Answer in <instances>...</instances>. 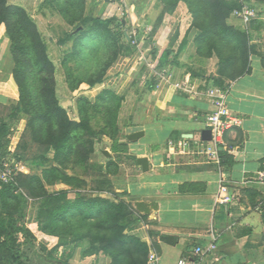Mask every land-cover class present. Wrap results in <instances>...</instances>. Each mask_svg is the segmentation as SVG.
<instances>
[{"label":"crops","instance_id":"crops-1","mask_svg":"<svg viewBox=\"0 0 264 264\" xmlns=\"http://www.w3.org/2000/svg\"><path fill=\"white\" fill-rule=\"evenodd\" d=\"M43 1L36 0V8L34 0L15 4L37 18L42 17L36 13ZM99 1L102 4L104 0ZM123 1L125 10L130 12ZM117 3H108L105 14H117L118 6L122 7ZM155 4L156 0H147L148 8L142 11L144 20L139 22L154 29L153 41L146 43L151 49L150 65L162 67V80L150 88L153 104L147 110L145 126L130 132L145 131L143 137L127 143V153L135 156V163L127 153L118 152L121 156L112 159L118 170L109 177L119 190L125 191L122 197L133 204L135 216L148 221L139 220L132 233L147 241L149 255L156 251L157 264H177L192 247L210 241L217 244V249L207 257L208 264H254L249 246L256 235L264 232V183L257 180L258 173L264 171V0H251L258 16L249 25L233 15L230 18L232 24L247 30L256 52L250 57V72L224 83L228 90L226 107L241 124L227 129L218 142L201 139L202 130L209 128L206 120L216 109L209 91L218 86L209 73H197L191 67L197 59V32L187 27L176 42H181L178 49L175 45L168 48L165 32H169V39L176 37L168 25L171 16L165 14L157 27L161 6ZM173 25L176 32L179 22ZM7 45L8 39L0 31V105L19 100ZM152 47L157 49L154 57ZM166 49L172 50L171 63L162 64L160 59ZM124 65L117 62L111 71L119 72ZM139 68L136 62L135 70ZM132 70L127 78L134 76ZM123 88L119 87L117 92L121 93ZM138 157H148V171L137 163ZM223 184L233 196L231 203L217 202ZM136 201H155L158 207L145 214L137 210ZM155 242L159 243L161 253Z\"/></svg>","mask_w":264,"mask_h":264},{"label":"rangeland","instance_id":"rangeland-1","mask_svg":"<svg viewBox=\"0 0 264 264\" xmlns=\"http://www.w3.org/2000/svg\"><path fill=\"white\" fill-rule=\"evenodd\" d=\"M8 1L11 4L24 3V0ZM34 2L33 7L36 8L39 3L37 4L36 0ZM99 2V0H85V3L82 0H55L54 5L41 4L40 10L36 14L41 13L42 17L35 18L37 32L33 28L27 27L22 17H18L22 28L26 26L24 30L33 43L31 48L36 51H31V58L18 62L16 65V69L21 74L18 75L19 80L22 78L23 83L18 86L14 75L13 78L17 86L18 98L25 97L27 101L24 106L26 105L25 107L29 109V113L36 114L39 112L38 115L40 116L43 112L41 101L44 102L46 97L50 99L53 97L55 100L52 99L53 101H51L52 109H56L55 104L58 101L65 110L63 116H68V118L76 121L87 118L91 125V131L94 133L87 130L86 132L85 130L78 132L81 140L94 137V152L89 156L90 159L85 163L82 160L74 162V170L64 169L68 174L81 178V180L76 181L81 182L83 180V183L81 185L76 183L70 185L62 181H57L52 185L45 183L47 192L66 191L69 198L74 199L80 191L82 194L86 193L92 197H107L118 202L119 197L116 195L122 196L125 191L119 190L109 177L110 173L118 170L115 162L110 160L115 159V157L119 158L121 156L119 153L126 155L128 152L127 143L130 144L128 134L138 127L145 126L144 120L147 110L152 109L153 104L152 99L149 98L150 85H155L162 80L159 73L162 71V67L150 65L152 63L149 56L151 49L146 40L153 41L154 29H150L148 23L144 25L141 21L139 22V20H144L142 19V11L148 8L147 0H125L130 12L125 10L124 1L119 0L117 4H121L122 7L117 5V14L114 13L109 16L105 14V8L110 2L106 0L102 1V4ZM155 5L161 6V14L156 21L157 27L163 23L161 20L165 14L168 13L171 16L168 25L173 29L171 34L176 37L169 39V32H165L164 36L168 48L175 45V50L178 49L177 47L180 46L181 42H176L179 41L180 33L185 32L189 26L195 29L197 33L199 28L205 32L207 23L204 21V16L199 20L195 19L186 1L156 0ZM136 11H139V14L135 13ZM83 17H101L102 19L116 17V22L106 27L95 20L85 22ZM123 20L126 21L124 24L122 23ZM177 21L179 25L175 32L176 26L173 24H176ZM79 26H83L80 36L67 39V34ZM244 30L247 32L246 29ZM0 31L8 39L7 46L9 49L12 45L10 33L6 30L5 25L0 27ZM126 32L134 37L132 42H129L125 37ZM39 40L44 42L45 49L40 45ZM194 44L197 52L196 38ZM214 45V40L208 38L203 43L205 49L203 54L199 55L197 52V59H194L191 67H194V72L209 73L210 77L219 76L224 81H229L235 75V69H242L244 63L240 61L238 65L234 64L230 69L227 60L229 49L223 47V53L217 50L218 46L215 45L214 48ZM35 61L39 64H33ZM117 62L125 65L121 66L119 72H112L111 67ZM136 62L140 64L138 71L135 70ZM131 70L134 76L127 78L126 76ZM98 78H101L103 82L92 86V82ZM134 78L135 80H132ZM123 81H125L124 84ZM122 84L124 86L123 91L118 93L117 90L119 87H123ZM105 88L124 96V100L121 102L122 106L117 114V124L120 130L115 137L103 133L105 127L111 129V113L116 108V102H113L112 99L102 100L98 98V95ZM13 106L12 104L0 105V118L7 117L14 110ZM27 119L28 117L25 116L16 125L17 127H12L15 128V133L10 145L14 153L11 163L19 168V175L24 173L43 176L45 167L58 164L53 158L54 151L51 148V151L46 153L48 159L44 158L47 146L37 142L32 131H27ZM38 121L40 122V119ZM55 121H53L54 125ZM46 125H44L45 131H52L51 134L55 130H60V127L52 128L51 124ZM197 136L199 135L197 134ZM80 148L83 149L84 147ZM105 149L113 154L112 158H108L103 153ZM8 152L12 153L11 151ZM126 156L133 160L135 157L128 153ZM173 156L177 155L174 154ZM74 158L76 156L72 157V159ZM133 162L135 163V160ZM34 185L40 186L38 183ZM32 186V181H27L26 187L16 190L15 196H11L8 202H1L0 199V213H4L6 218L11 215L14 218L17 230L15 236L22 251L20 264H37L33 251L35 255L53 253L56 258L69 264H109V256L104 252L98 255H83V249H87L90 243L88 239L81 240V247L76 251L68 244L60 245L57 252L53 251L57 245L61 244L59 238L42 232L39 223V213L41 205L45 202L44 194L46 195V193H40V190H34ZM119 210L124 212V206L121 205ZM130 220L135 222V226L128 229V233H132L133 229L140 224L139 220L144 219L135 216V221L133 218ZM144 221L148 222L147 220ZM27 230L35 235L34 246L31 248L27 245L25 237ZM254 240L249 246L250 255H253L252 261L255 262L254 264H264V232L261 235H256ZM40 258L38 264H43L42 257ZM126 259L132 260V258ZM140 259L142 264H149V258L143 253L140 255Z\"/></svg>","mask_w":264,"mask_h":264},{"label":"trees","instance_id":"trees-1","mask_svg":"<svg viewBox=\"0 0 264 264\" xmlns=\"http://www.w3.org/2000/svg\"><path fill=\"white\" fill-rule=\"evenodd\" d=\"M54 1L44 0L42 4L54 5ZM82 1L85 3V0ZM106 1L118 2L119 0ZM184 1L188 3L189 9L195 19L199 20L204 16V21L207 23L205 32L198 27L199 32L196 35L198 54H203L205 50L203 43L208 38H211L214 40L216 47L218 46L217 50L224 53L223 47L229 49L227 60L230 69H232L234 64L238 65L240 61L244 63L242 69H235V75L230 80H234L250 72V57L256 52L255 47L251 44V36L244 29L229 22L233 11L240 5L238 0ZM18 17H22L26 26L33 28L37 32L35 18L25 7L11 4L8 0H0V27L5 25L6 30L11 35L12 45L10 46V52L14 63L12 73L19 86L20 83H23V79L21 78L19 80L18 75L21 74L16 69V65L18 62L31 58V51L36 50L31 48L33 43L29 40L28 34L24 30L26 26L22 28ZM92 20L107 27L109 24L116 22V17L108 19H102L101 17H83V21L85 22ZM122 23L124 24L123 21ZM76 29L70 31L66 38L74 39L80 36L81 31L75 32ZM133 40L134 37L130 35L129 42ZM39 43L44 49L46 48L44 42L39 40ZM156 52L157 49L152 47L153 57ZM171 54L172 50L166 49L161 56L160 63H171ZM33 64L36 65L39 62L35 61ZM191 73L193 74V72ZM223 74H221L222 77ZM210 78L214 80L216 86L225 89V81L221 77L211 76ZM102 82L103 80L98 78L92 82V86ZM154 86L152 84L150 85L151 88H154ZM20 94L22 95V93ZM54 98L56 97L54 96ZM98 98L102 100L112 99L113 102H116V108L111 113V129L105 127L103 131L104 134L115 137L120 130L117 124V114L122 106L121 102L124 100V96L105 88L98 95ZM52 99L46 97L44 102L41 101L43 112L40 111L42 113L39 116V112L36 114L29 113V109L25 107L26 105L24 106L27 100H25L24 96L23 98L20 97L18 102L12 104L14 105V110L7 117L0 118V162L8 154H11V157L14 155L10 147L12 137L15 133V128L12 127H17L16 125H18L19 121L26 116L28 117L27 131H32L35 140L47 146L44 158L48 159L46 153L48 151L50 152L51 148L54 151L53 158L58 164L45 167L43 176L24 173L19 175L17 172L14 179L10 182L2 181L0 173L1 202H8L11 196H15L16 190L21 187H26L27 181H32V188L34 190H40V193H46V195L44 194L45 202L41 205L39 213V223L42 232L55 235L59 238L61 244L57 245L53 251L57 252L58 247L62 244H68L76 251L81 247V240L88 239L90 243L87 249H83L82 251L84 256L98 255L104 252L109 256V264H142L140 255L143 253L144 256L149 258V245L147 241L138 235L127 232L128 229H132L131 227L135 226V222L133 223L130 220V218H133L135 221V208L126 198L117 194L116 196L119 197L117 202L111 200V198L92 197L86 193L82 194L79 191L77 196L71 199L66 191L47 192L45 183L52 185L57 181H62L70 185L75 183L81 185L83 180L81 182L76 181L81 180V178L68 174L64 169L70 168L74 170V162L82 160L85 163L90 159L89 156L91 153L94 152V137H87L81 140L78 136V132L81 130H85V132L87 130L93 133L89 120L83 118L76 121L68 118V116H63L62 114L65 113V110L59 105L58 101L55 104L56 109H52L51 101L55 100ZM38 119H40L41 123ZM54 120H56L55 125L53 123ZM45 124H51L52 128L60 127V130H55L51 134L52 131H45ZM80 147L84 148L81 149ZM73 156H76V158L72 159ZM110 161L112 162V159ZM35 183L40 184V186H35ZM121 205L124 206V212L119 210ZM262 216L264 223V210ZM16 232L13 216L11 215L9 218H6L4 213H0V264H20L22 251L15 236ZM25 237L27 239V245L30 247L34 246L35 235L30 230H27ZM47 255L56 258L53 253ZM126 258H132V260L128 261Z\"/></svg>","mask_w":264,"mask_h":264},{"label":"built area","instance_id":"built-area-1","mask_svg":"<svg viewBox=\"0 0 264 264\" xmlns=\"http://www.w3.org/2000/svg\"><path fill=\"white\" fill-rule=\"evenodd\" d=\"M239 7L235 9L232 15L238 18L243 24L249 23L258 16L257 10L252 6L251 0H238ZM210 94L213 95L215 104V111L209 115L206 120L207 126L213 132V140L220 141L225 131L235 125H240L239 119L234 117L226 107V97L228 94L227 89L219 87H211ZM12 150V149H11ZM11 154H8L2 162H0L1 179L4 182H10L14 179L19 168L11 163ZM257 180L264 183V171L258 173ZM233 196L226 185H221L219 195L217 198L218 203H231ZM259 209V208H257ZM217 249V244L210 241L206 244H197L188 254L181 256L177 264H208L207 257ZM158 254L154 252L149 255V264H157Z\"/></svg>","mask_w":264,"mask_h":264},{"label":"water","instance_id":"water-1","mask_svg":"<svg viewBox=\"0 0 264 264\" xmlns=\"http://www.w3.org/2000/svg\"><path fill=\"white\" fill-rule=\"evenodd\" d=\"M123 22L125 23L126 21L123 20ZM83 29V26H79L75 32H79ZM126 37L128 40H130V35L126 32ZM145 135V131L140 130V131H136L131 133L128 136V139L130 141H137L138 139H140L141 137H143ZM185 137H192V134H184ZM201 139L203 141H212L213 140V132L210 128H204L201 132ZM103 153L108 157L111 158L113 156V154L108 150L105 149L103 150ZM137 163L142 167L143 171H148L150 169V165H149V159L148 157H138L137 158ZM135 206L137 208L138 211L145 213V214H149L151 213L152 208L157 209L158 205L157 203L154 202H148V201H136L135 202ZM155 247L157 249V251L159 253H161V247L159 245L158 242H155ZM39 257H42V262L43 264H69L61 259L58 258H53V257H49L48 255L44 254V253H39ZM41 259V258H40Z\"/></svg>","mask_w":264,"mask_h":264},{"label":"flooded vegetation","instance_id":"flooded-vegetation-1","mask_svg":"<svg viewBox=\"0 0 264 264\" xmlns=\"http://www.w3.org/2000/svg\"><path fill=\"white\" fill-rule=\"evenodd\" d=\"M31 247H32V246H31ZM31 247H30V248H31ZM32 253H33V256H34V258H35V261H36L37 264H38V263H39V258H40V257H39V253L36 254V255L34 254V251H33ZM38 257H39V258H38Z\"/></svg>","mask_w":264,"mask_h":264}]
</instances>
